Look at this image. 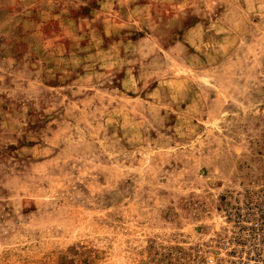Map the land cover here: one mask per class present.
<instances>
[{
	"label": "rangeland",
	"instance_id": "374dc122",
	"mask_svg": "<svg viewBox=\"0 0 264 264\" xmlns=\"http://www.w3.org/2000/svg\"><path fill=\"white\" fill-rule=\"evenodd\" d=\"M264 177V0H0V264H190Z\"/></svg>",
	"mask_w": 264,
	"mask_h": 264
},
{
	"label": "built area",
	"instance_id": "2783aa9c",
	"mask_svg": "<svg viewBox=\"0 0 264 264\" xmlns=\"http://www.w3.org/2000/svg\"><path fill=\"white\" fill-rule=\"evenodd\" d=\"M240 197L226 223L190 249V264H264V177Z\"/></svg>",
	"mask_w": 264,
	"mask_h": 264
}]
</instances>
